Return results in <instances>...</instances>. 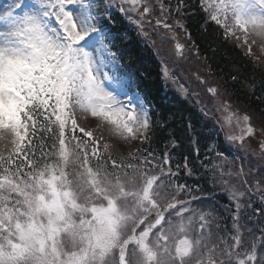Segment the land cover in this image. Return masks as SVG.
Here are the masks:
<instances>
[{"label":"snow or ice","instance_id":"snow-or-ice-1","mask_svg":"<svg viewBox=\"0 0 264 264\" xmlns=\"http://www.w3.org/2000/svg\"><path fill=\"white\" fill-rule=\"evenodd\" d=\"M101 4L9 0L0 9V264H264V252L258 250L264 227L247 246L241 233L246 215L264 217V176L255 185L259 205L251 198L245 202L238 187L229 190L224 210L233 213V231L224 225L225 235L212 244V226L219 229L218 220L226 218L210 198L199 195L202 189L173 179L180 171L170 167L169 145L163 156L137 149L130 154L133 160L139 154L136 163L114 160L108 142L103 143L107 158L98 151L105 134L113 141L150 143L154 132L152 106L139 94L134 74L120 72L114 44L119 33L111 27L118 22V9L143 33L152 9L143 0ZM183 6L178 0L182 19L155 21L169 34L160 39H171L177 59L186 52L176 37L177 29L187 33ZM195 7L205 26L215 24L225 39L247 45L248 54L253 44L264 53V0H197ZM186 38L191 42L190 33ZM163 76L168 80L173 74L165 68ZM194 78L207 83L199 72ZM181 92L187 95L183 87ZM207 92L220 101L214 107L222 115L221 129H230L223 147L216 140L205 145L207 151L227 160L233 148L255 151L256 141L264 152V126L257 130L245 114L240 127L232 104L218 89ZM199 144L197 139V152ZM170 145L178 146L175 140ZM185 169L193 174L187 163ZM212 170L222 184L229 183L225 176L249 183L243 164L238 172L225 171L220 163ZM172 185L174 191L162 193Z\"/></svg>","mask_w":264,"mask_h":264},{"label":"trees","instance_id":"trees-1","mask_svg":"<svg viewBox=\"0 0 264 264\" xmlns=\"http://www.w3.org/2000/svg\"><path fill=\"white\" fill-rule=\"evenodd\" d=\"M198 21L199 19L190 21L192 24L190 29L206 66L210 68L212 78L216 80L215 83L236 108L249 112L253 119L264 121V59L258 60L254 54L251 55L256 59L250 54L241 52L235 44L223 39L216 27L204 25L202 28L201 25H197ZM122 50L129 66L149 73L146 78L147 84L144 86L146 94L148 96L154 94L153 102L157 108L160 106L166 108L163 112L165 116L161 117L162 121H157L153 125L151 142L144 143L147 150L144 153L154 152L157 156L163 155L162 150L170 139H174L179 144H188L190 137L185 121L191 118L190 113L184 106L168 108L164 105L165 97L161 95L159 67L153 62L151 54L145 49H142L141 54L136 53L137 46L133 44L124 46ZM233 76L236 77L235 80ZM222 98L224 99L225 96ZM211 100L220 102L213 101L212 97ZM188 123H192V129L196 133V122L193 124L192 119ZM197 136L199 138V135ZM131 149L136 150L133 147Z\"/></svg>","mask_w":264,"mask_h":264},{"label":"rangeland","instance_id":"rangeland-1","mask_svg":"<svg viewBox=\"0 0 264 264\" xmlns=\"http://www.w3.org/2000/svg\"><path fill=\"white\" fill-rule=\"evenodd\" d=\"M7 3L8 2L6 0H0V9L6 7Z\"/></svg>","mask_w":264,"mask_h":264}]
</instances>
